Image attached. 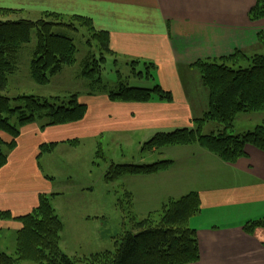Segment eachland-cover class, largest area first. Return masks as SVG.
Instances as JSON below:
<instances>
[{"label": "crops", "instance_id": "crops-1", "mask_svg": "<svg viewBox=\"0 0 264 264\" xmlns=\"http://www.w3.org/2000/svg\"><path fill=\"white\" fill-rule=\"evenodd\" d=\"M254 4L255 0H0V7L18 10L22 17H42L46 12L89 17L95 28L109 32V46L118 65L138 61L134 73L142 72L145 63L153 64L150 77L154 84L145 87L160 85L172 95L170 101L121 102L109 100L104 90V94L79 99L87 105L79 121L45 125L39 119L23 125L0 169V211L8 210L12 216L27 214L37 206L40 194L53 192L43 175L28 172L47 132L48 141L66 145L68 140L81 143L87 136L105 132L113 138L124 134L137 137L141 148L157 132L193 128L194 119L203 115L208 103L202 95L205 87L191 65L236 50L247 55L255 52L264 20H250ZM171 152L173 162L168 170L149 177L157 179V210L187 192L199 194L201 211L190 225L197 230L200 259L192 264H264L263 231L249 235L242 229L247 219L264 215V152L247 147V155L234 164L200 147ZM134 196L133 192L135 202ZM209 207L227 211L237 222L204 225V208ZM100 213H84L82 219L88 221ZM21 225L18 220L0 219V230L6 234Z\"/></svg>", "mask_w": 264, "mask_h": 264}, {"label": "trees", "instance_id": "trees-1", "mask_svg": "<svg viewBox=\"0 0 264 264\" xmlns=\"http://www.w3.org/2000/svg\"><path fill=\"white\" fill-rule=\"evenodd\" d=\"M14 11L0 7V17ZM43 16L37 20L0 19V169L7 162V153L3 149L10 151L16 146L23 125L39 119L47 120L45 125L76 122L87 111V105L79 101L77 94L71 95L68 100L56 96L50 101L41 96L24 94L10 99L1 93L7 87L8 76L17 68L18 50L30 41L33 30L36 31L37 43L30 61V73L33 81L39 85L48 84L50 78L64 66L75 62L77 47L73 39L54 33L52 28L55 26L70 28L74 24L72 21L83 24L89 28L87 31L100 40L101 52L114 57L117 62L115 53L109 47L108 33L96 31L89 17L72 15L66 18L54 12H46ZM262 17L264 0H255L249 10V18L255 21ZM258 39L264 43V32L258 35ZM86 42L89 43L88 40ZM240 57L247 61V65L237 63ZM98 60L95 56H86L81 67V75L97 88L99 84L104 86L97 73L98 69L93 68ZM138 63L131 61L127 64L135 68ZM152 65L143 64L145 70L134 72V75L149 77ZM191 66L199 71L201 82L209 92L207 112L203 117L194 119L193 128L157 132L142 144V150L153 151L165 145L193 143L224 162H234L236 157L243 155L244 147L248 144L264 150V124L242 134L228 132L236 113L246 110L264 111V52L247 55L242 50H236L232 55L201 59ZM106 93L109 100L121 102L172 99L171 92L160 85L146 88L120 82L116 91ZM11 100L22 105L11 107ZM15 116L17 125L10 122ZM209 120L222 124L223 130L202 134L201 126ZM67 143L78 145L79 140L72 139ZM57 144L42 143L40 148L52 151ZM172 162L157 160L150 164H117L105 173L104 180L111 182L123 175L155 174L168 168ZM49 195L40 194L37 206L21 216L13 217L8 210L0 211V219H16L22 223L16 236L15 254L9 255L0 250V264H187L199 259L196 230L187 225L188 219L201 210L199 194L195 191L170 199L159 211L150 212L146 217L133 221V230L123 222L122 232L115 239L114 250H103L82 258L84 260L72 258L62 251L60 232L63 222L56 214ZM242 229L249 235L257 230L264 234V215L246 221Z\"/></svg>", "mask_w": 264, "mask_h": 264}, {"label": "rangeland", "instance_id": "rangeland-1", "mask_svg": "<svg viewBox=\"0 0 264 264\" xmlns=\"http://www.w3.org/2000/svg\"><path fill=\"white\" fill-rule=\"evenodd\" d=\"M65 16L69 18L72 15ZM22 18L37 20L44 18V16H37V18L22 17L19 16L18 10H15L5 17H0V19L14 20ZM262 20H264V17L258 19L259 22H262ZM72 23L74 24L69 25L70 28L55 26L52 28V31L73 39L77 47L75 62L69 66H64L59 73L50 78L49 83L46 85H39L33 81L30 73V61L37 43L36 31L33 30L30 41L23 44L17 52V68L8 76L7 87L1 92L3 95L10 99L23 94L34 95L47 98L51 101L56 96L68 100L71 95L77 94L80 100L81 98L82 100H86L88 96L104 94L102 92L104 90L116 91L120 82L127 83L130 86L140 87H145V85L152 86L154 84L150 76L149 78L135 76L133 73L134 67L118 65L109 54H106L104 51L102 53L99 44L100 40L92 32L87 31L89 29L88 27L76 21H72ZM261 27L262 24L259 25L258 35L264 32V29ZM95 30L100 31L97 28ZM107 33L109 36V32ZM258 35V46L255 48L257 49L255 52L263 53L264 43H260L261 39H258ZM87 40L89 43L86 42ZM111 51L113 50L111 49ZM255 52H251V54ZM86 56H95V58L100 59L93 68L98 69L99 72L97 71V73L99 78L102 79L104 86L99 84L98 88L93 87L89 79L81 75L82 63ZM237 63L243 66L247 65V61L242 57H240ZM191 68L194 69L200 78L199 71L195 67ZM141 69L142 71L145 70L143 65ZM137 70H139V67ZM202 91L204 93L202 95H204L208 103L206 104L207 108L205 107L206 110L204 109L205 111L202 113L204 115L209 105V92L206 88L202 89ZM59 103L57 104L60 105ZM18 105L22 104L18 101L11 100V107ZM46 121L42 119L40 123ZM10 122L17 125L16 116ZM261 124H264V111H240L234 116L233 123L228 132L242 134L254 130L256 126ZM223 128L224 126L222 124L209 120L203 122L201 133H217L222 131ZM48 133L45 135L44 143L50 142L47 140ZM138 141L139 139L137 137L128 138L124 134H119L118 137L113 138V136L105 132L103 135L93 138L87 136L78 145L68 143L71 147L63 142H58L52 151L42 149L40 146L38 147L36 155L32 158V162H29L30 164L34 163V165L28 168V172L32 175H43L47 185L53 191L51 193L55 194L50 196L49 192L43 193L50 196V202L56 214L60 219H64L60 232V247L68 256L84 260L82 258L89 257L94 253L103 250H114L115 239L122 232L123 222H126L127 227L133 230L131 228L133 221L136 222L146 217L150 212L157 211V179H150L153 177H149L154 174L123 175L116 179L114 178L115 180L111 182H106L104 180L105 173L114 169L112 168L113 166L117 164H150L157 160H169L173 156L171 150L200 147L198 144L190 143L184 145H165L155 148V151H143L142 147L140 148V145L137 144ZM247 147L264 152V150L248 144L244 147L243 155L236 157L234 162L226 163L234 164L239 159L245 157L247 155ZM3 150L6 152L7 149ZM168 168L157 173L167 171ZM135 177L139 179H135ZM31 183L33 182H29L28 184ZM132 191L135 193V202ZM96 212H101L98 217L92 216L88 221L82 219L85 217L84 213L95 214ZM204 212H206L203 219L204 225H213V223L215 225H226L237 222L235 216L218 207L204 208ZM199 213L192 215L188 219V227L193 228L190 225V220ZM132 217L135 219L133 220ZM249 220L252 219H247L246 221ZM18 221L21 222L20 220ZM21 228L22 225L20 228L11 232V234H6L4 230H0V250L7 252L9 255L15 254L16 236ZM97 233L103 234L101 239ZM196 238L199 244L197 230ZM199 259L192 263H197Z\"/></svg>", "mask_w": 264, "mask_h": 264}]
</instances>
